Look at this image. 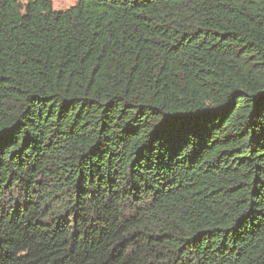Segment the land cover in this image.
I'll list each match as a JSON object with an SVG mask.
<instances>
[{
  "label": "trees",
  "instance_id": "1",
  "mask_svg": "<svg viewBox=\"0 0 264 264\" xmlns=\"http://www.w3.org/2000/svg\"><path fill=\"white\" fill-rule=\"evenodd\" d=\"M0 264H264V0H0Z\"/></svg>",
  "mask_w": 264,
  "mask_h": 264
},
{
  "label": "rangeland",
  "instance_id": "2",
  "mask_svg": "<svg viewBox=\"0 0 264 264\" xmlns=\"http://www.w3.org/2000/svg\"><path fill=\"white\" fill-rule=\"evenodd\" d=\"M22 4H25L27 0H19ZM53 7L57 10H64L75 5L78 0H51Z\"/></svg>",
  "mask_w": 264,
  "mask_h": 264
}]
</instances>
